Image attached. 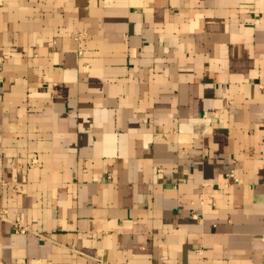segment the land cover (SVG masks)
<instances>
[{"label": "crops", "instance_id": "0c3cea01", "mask_svg": "<svg viewBox=\"0 0 264 264\" xmlns=\"http://www.w3.org/2000/svg\"><path fill=\"white\" fill-rule=\"evenodd\" d=\"M0 212V264H264V0H0Z\"/></svg>", "mask_w": 264, "mask_h": 264}, {"label": "built area", "instance_id": "2783aa9c", "mask_svg": "<svg viewBox=\"0 0 264 264\" xmlns=\"http://www.w3.org/2000/svg\"><path fill=\"white\" fill-rule=\"evenodd\" d=\"M225 178L227 180H232L233 182L237 181V178H236V176H235V174H234L232 169H229L226 172ZM9 187L12 188V189H15V186L9 185ZM2 215H3V212H0V216H2ZM13 225H14L16 231H25V230H27V227L25 225H23L22 223H20L18 219L13 221Z\"/></svg>", "mask_w": 264, "mask_h": 264}]
</instances>
